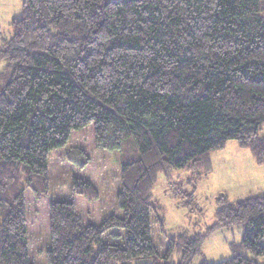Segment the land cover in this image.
Segmentation results:
<instances>
[{
  "label": "trees",
  "instance_id": "trees-1",
  "mask_svg": "<svg viewBox=\"0 0 264 264\" xmlns=\"http://www.w3.org/2000/svg\"><path fill=\"white\" fill-rule=\"evenodd\" d=\"M10 26L11 38L0 27V264H35L33 208L46 217L47 264H192L206 237L234 226L242 243L213 264H260L264 192L220 195L217 224L190 235L166 231L153 191L173 170L209 176L211 155L230 141L264 166V0H23ZM92 144L121 155L124 216L99 224L77 203L101 199L86 176ZM59 149L72 198L51 201Z\"/></svg>",
  "mask_w": 264,
  "mask_h": 264
},
{
  "label": "rangeland",
  "instance_id": "rangeland-1",
  "mask_svg": "<svg viewBox=\"0 0 264 264\" xmlns=\"http://www.w3.org/2000/svg\"><path fill=\"white\" fill-rule=\"evenodd\" d=\"M22 15L23 0H0V27L7 38L12 36V20ZM93 147L92 144L93 163L87 169L86 176L92 178L99 188L101 199L92 205L78 200L77 203L80 216L86 223L99 224L110 214L124 216L116 204L121 189V155L119 152L98 153ZM87 149H90L89 144ZM129 154H134L132 148ZM211 158L213 171L202 179H198L197 172L193 170H173L159 176L153 195L158 207L162 209L159 217L165 220L166 231L206 235L217 224L215 212L220 195H227L232 201H241L264 192V168L257 166L250 151L241 148L236 141H230L224 150L214 152ZM71 167L67 149H59L51 154V201L72 198ZM34 209L30 212L31 259L35 264H47L46 252L50 250L47 221L43 213L36 214ZM243 234L241 226L217 229L205 238L201 254L192 264H213L229 260L234 255L232 246L242 243ZM119 238L110 239L112 243H120L121 236ZM153 238L158 251L164 253L169 241L159 225L154 226ZM259 263L264 264V258L259 259Z\"/></svg>",
  "mask_w": 264,
  "mask_h": 264
},
{
  "label": "crops",
  "instance_id": "crops-1",
  "mask_svg": "<svg viewBox=\"0 0 264 264\" xmlns=\"http://www.w3.org/2000/svg\"><path fill=\"white\" fill-rule=\"evenodd\" d=\"M262 168H264V166L262 167ZM257 170V169H256ZM260 193V192H259Z\"/></svg>",
  "mask_w": 264,
  "mask_h": 264
}]
</instances>
